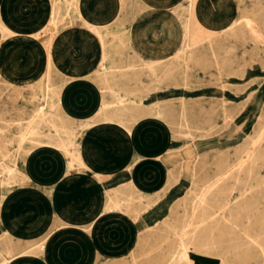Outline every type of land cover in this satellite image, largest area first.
<instances>
[{
	"label": "rangeland",
	"instance_id": "374dc122",
	"mask_svg": "<svg viewBox=\"0 0 264 264\" xmlns=\"http://www.w3.org/2000/svg\"><path fill=\"white\" fill-rule=\"evenodd\" d=\"M198 1L199 17L208 21L212 28L219 29L237 17L242 18L241 23L239 22L234 29H230L231 31L227 29L223 32V30L211 36V39H204L205 42L195 45L194 50L191 49L186 59L171 58V62L166 60L155 64L150 70L145 67L147 66L145 58L138 53L135 54L126 37L131 19L142 8L141 2L123 0L124 4L118 19L103 29L109 55L106 65L117 68L108 70L106 75L99 72L93 73L84 81L71 82L67 86L60 75L58 76L59 73L52 70L51 84L59 90L61 97L60 103H54L55 110L59 112L55 124L73 128V138L76 140L81 157L91 165L93 170L104 173L101 176L93 175L90 168L84 170L77 168L75 160L76 166L67 171L62 164V161L65 164L66 158H62V151L57 147L34 146L28 139L19 145L20 131L33 113V107L38 102L37 94L41 90L37 85L18 88L20 81L17 79L22 74L15 73L26 71L33 66L39 67V64L43 65L41 44L46 36L38 35L35 43L27 42L18 36L8 38L1 43V173L4 175L5 165H12L15 162L30 176L29 181L46 182L48 186L44 187L53 194L59 209L60 218L56 226L70 220L87 229L90 220L107 205V191L111 189L118 190L116 201L119 207L95 218L88 231L75 225L57 227L46 242L43 252L16 257L10 264H157V261L163 259L167 252L173 249L177 241L174 234L178 229L179 213L175 212L188 210L194 201L195 205H199L198 200L201 198L206 201V204L212 202L217 198L216 191L219 189L217 185L225 183H227L224 190L225 199L229 198V203L233 207L241 204L243 200H252L255 205L249 208L246 213L248 216L245 213L241 215L242 223L236 226L231 222L232 220H227L229 231L226 229L225 233L220 234L216 228H213L212 235L209 232L211 229L208 228L209 221L206 220L205 224L203 222L200 224L202 208L198 206L195 213L197 215L193 217L195 227H191L193 231H196V228L197 231L200 230L199 234L205 235L208 240L213 238L215 247H210L206 252L192 248L191 243L188 242L189 234L191 236L193 233L190 227V233L184 239L189 246V252L192 251V264H219V260H223L225 264H264L263 250L260 251L261 248L246 236L248 234L264 244V237L259 235L258 227V215L264 209V0ZM179 2L185 5V1L179 0ZM47 4L48 0H6L2 15L17 26L22 24L21 19L24 18L22 17L24 13L33 12V15L26 18L29 22L36 18L39 20L42 13L47 10ZM237 4L239 7L236 10ZM61 5L58 30L65 27L76 13L74 6L68 1H63ZM182 7L177 6L176 10L182 13ZM259 12L262 16L258 15ZM245 17L250 18L251 25L259 26L261 36L258 39L247 32L248 26L244 24ZM44 32L49 34V31ZM234 40L237 41L234 42ZM232 45L233 47H230ZM226 46L229 50H226ZM228 62H232V65ZM169 68L171 69L168 70ZM136 69L138 72H135ZM131 76L133 81H130ZM125 79H128L127 82ZM31 81L38 82V78L35 76ZM55 98L52 99L55 100ZM111 108H114L113 111ZM167 109H172L170 110L172 114H169ZM134 113L136 114L133 115ZM198 114L201 115L199 119ZM39 124L38 129L41 131L39 136L47 134L57 137L51 124L44 121ZM59 135L65 137L66 134L60 132ZM4 143L6 144L3 145ZM245 147L251 150L252 156L243 157L242 163L238 164L237 157L242 154L241 150ZM254 156L258 158V161ZM226 162L236 163V167L234 165L231 168L233 174L230 172L228 174L230 176H226L224 180L219 179L216 186L210 187L211 190L207 189L205 186L208 181L219 176ZM235 179L238 182L232 184ZM138 182H142L143 185L136 188L134 184ZM22 183L13 184L11 187L5 186L3 189L0 188V191L9 194L13 190L23 188ZM209 192L215 195L211 196ZM141 193L142 197L139 199L136 194ZM145 199H150L151 202L140 209L142 206L140 202ZM62 218L66 219L65 222ZM200 225L204 231L201 230ZM159 227L166 228L168 239L163 234H158L155 228ZM237 235L238 238H236ZM0 238H2L0 239L2 255H5L8 250L10 254L18 253L17 251L24 250L28 245V240L20 241L13 236L6 238L0 236Z\"/></svg>",
	"mask_w": 264,
	"mask_h": 264
},
{
	"label": "bare ground",
	"instance_id": "6f19581e",
	"mask_svg": "<svg viewBox=\"0 0 264 264\" xmlns=\"http://www.w3.org/2000/svg\"><path fill=\"white\" fill-rule=\"evenodd\" d=\"M65 2V1H68L70 4H72L74 6V11L77 13L78 12V0H49V10H48V13H47V16H46V19L44 20V23L41 24V26H39L38 28L34 29V31L32 32H28L26 33V35L28 37H37L38 35H41V34H45L42 33L43 31H46L48 32L49 31V34H46L45 36V39L43 41V47H44V52H45V64H44V70L41 74L40 77H38V82H33V81H25L23 83H20V85L18 84V88L19 86L22 88H27L28 86L29 87H38L40 91L39 94H37V99H38V102L36 103V105L33 107V113L31 114L29 120L26 122V125L25 127L20 131V134H19V145L22 144V142L26 139H28L34 146H39V147H49V148H54V147H57L58 149H60L62 151V158H66V162H65V167H66V170L67 171H70L75 165L74 163V160L77 162V168H81V169H89L90 167L86 164V160H84L83 157H81V154L79 152V148L77 147V143H76V140H74L73 138V128H67L65 127L63 124L61 125H58V124H55V120L56 118L58 117V114L59 112L55 110V102H58L60 103L61 102V97H60V92L57 88L54 87L53 84H51V79H52V70L55 68V65H54V61H53V56H51V47H52V42H53V37L54 35L58 32V21L60 20V17H61V14H60V9H61V3L62 2ZM120 1V4H121V9L123 7V0H119ZM181 1H185V5H182L181 2L179 4H177L173 10L174 12L176 13L177 17L180 19L181 23H182V26H183V37H182V40L180 42V44L177 46V48L173 51L172 54H170L169 57H166V58H163V59H150V58H146L144 59L145 60V64L147 66L145 67H148L150 70L154 68V65L155 64H160L166 60H169L172 58H182V59H186L188 54L190 53L191 49L204 41V39H211L210 37L213 36L214 34L216 33H219L221 31L225 32V30L227 29H234L236 26H238V23L240 22V20L242 19L241 17H237L235 19H232L230 20L228 23H226L224 26H221V28L219 29H214L212 28L211 26H209L208 24V21L202 19L201 17H199V14H198V11H197V5L199 3L198 0H181ZM247 1V0H246ZM254 1V0H253ZM260 1V0H259ZM263 1V0H262ZM132 2V1H131ZM139 2H141V5H144L145 2H142V0H139ZM248 2V1H247ZM135 3V1H134ZM183 6L181 8V10H183L182 13H179L177 10H176V7L177 6ZM258 5V4H256ZM65 6V5H64ZM127 6V5H126ZM129 6V5H128ZM145 6V5H144ZM250 6V5H249ZM262 6V5H261ZM67 7V6H66ZM130 7V6H129ZM238 4L236 6V10L238 9ZM253 7V6H252ZM127 8V7H126ZM135 8V7H134ZM139 9V7H138ZM137 9V10H138ZM242 9V8H241ZM258 9V8H257ZM131 10V9H129ZM260 10V9H259ZM255 11V10H254ZM262 12V11H260ZM258 13V15H260L261 13ZM264 12V11H263ZM66 13V12H65ZM134 13V12H133ZM241 13V11H240ZM245 13V12H244ZM248 13V12H246ZM130 14V13H129ZM264 14V13H263ZM257 15V16H258ZM79 16V15H78ZM77 16V17H78ZM243 16V15H242ZM248 16V15H247ZM262 16V15H260ZM249 17V16H248ZM251 17V16H250ZM71 18V17H70ZM127 18V17H126ZM245 22L244 24H246L247 26V32L252 35V37L254 38H259L261 36V32L259 33V29L257 25H251V21H250V18L248 19L247 17H245ZM252 18V17H251ZM263 18V17H261ZM74 19V18H73ZM72 19V20H73ZM264 19V18H263ZM252 20V19H251ZM255 20V19H254ZM260 21V20H259ZM84 22V26L87 27V29L89 31H91L95 37L98 39V42H99V48H100V52H99V60L95 66V68L93 69L92 72L94 73H100V74H103L106 75V73L108 72V70H112V69H115L117 67L115 66H107L106 65V60L108 58V54H107V46H106V40H105V37H104V30L103 28L107 27L106 24H102V25H98L94 22H91L89 20H86L84 19L83 20ZM254 22V21H252ZM67 23V22H66ZM129 23V22H128ZM241 23V22H240ZM264 23V22H263ZM70 24V23H69ZM75 26V25H74ZM241 26V25H240ZM238 28V27H237ZM243 29V28H242ZM230 30V31H231ZM264 31V30H263ZM229 33V32H228ZM239 33V32H238ZM242 33V32H241ZM18 32H15L13 29H11L6 23H4V21L2 20L1 16H0V41L7 38V37H11V36H14V35H17ZM230 34V33H229ZM234 34V33H232ZM246 34V33H245ZM217 36V35H216ZM219 36V35H218ZM127 37V40L128 42H130V37L129 35L126 36ZM234 37V36H233ZM251 37V36H250ZM251 37V38H252ZM224 38V37H222ZM220 38V40L222 39ZM227 38V37H225ZM236 39V38H235ZM239 39V38H237ZM218 40V39H217ZM213 41V40H212ZM227 41H229V39H227ZM237 41V40H234V42ZM205 42V41H204ZM244 42V41H243ZM249 42V41H248ZM261 42V41H260ZM208 43V42H207ZM205 43V44H207ZM210 43V42H209ZM213 43V42H212ZM228 43V42H227ZM252 43V42H251ZM235 44V43H234ZM238 44V43H237ZM200 45V44H199ZM208 45V44H207ZM211 45V44H210ZM229 45V44H228ZM202 46V45H201ZM214 46V45H213ZM217 46V45H216ZM235 46V45H234ZM241 46V45H240ZM243 46V45H242ZM241 46V47H242ZM220 47V46H219ZM230 47H233L230 46ZM229 47V48H230ZM261 47V46H260ZM264 47V46H263ZM196 48V47H195ZM198 48V47H197ZM224 48V47H223ZM226 50H229L228 47L226 46ZM235 48V47H234ZM233 48V49H234ZM238 48V47H237ZM205 49V48H203ZM243 49V48H242ZM131 50V49H130ZM194 50V48H193ZM192 50V51H193ZM224 50V49H223ZM232 50V48H231ZM202 51V50H201ZM208 51V50H207ZM213 52L215 50H212ZM237 51V50H236ZM220 52V50H219ZM230 53L233 52V51H229ZM130 53V52H129ZM195 53V52H194ZM228 53V52H227ZM226 53V55H227ZM243 53V52H241ZM136 54V53H135ZM198 54L199 51H198ZM196 53V55H198ZM223 54V53H222ZM134 55V54H133ZM202 55V53H201ZM225 55V53H224ZM231 55V54H230ZM242 55V54H241ZM191 56V55H190ZM200 56V55H199ZM203 56V55H202ZM208 56V55H207ZM219 56V55H218ZM235 56V55H234ZM121 57V55H120ZM124 57V56H123ZM221 57V56H220ZM225 57V56H224ZM227 57V56H226ZM233 57V56H232ZM237 58V56H235ZM222 58V57H221ZM229 58V57H228ZM231 58V56H230ZM127 59V58H126ZM131 59V58H130ZM133 59V58H132ZM138 59V58H137ZM136 59V60H137ZM204 59V58H202ZM227 59V58H226ZM241 59V58H240ZM262 59V58H261ZM135 60V59H134ZM141 61V59H139ZM205 60V59H204ZM208 60V59H207ZM214 60V59H213ZM223 60V59H222ZM133 61V60H132ZM143 61V60H142ZM234 61V60H233ZM127 62V61H126ZM137 62V61H136ZM171 62V61H170ZM176 62V61H175ZM202 62V61H201ZM221 62V64L225 61L223 60L222 61H219ZM236 62V61H234ZM239 62V60H238ZM132 63V62H131ZM129 63L130 65L133 66V64ZM135 63V62H134ZM143 63V62H142ZM216 63V62H215ZM228 63H232V62H228ZM171 64V63H170ZM124 65V64H123ZM138 65V64H137ZM136 65V66H137ZM141 65V64H140ZM196 65V64H195ZM215 65V64H214ZM217 65V64H216ZM215 65V66H216ZM232 65V64H231ZM118 66V65H117ZM131 66V67H132ZM185 66V65H184ZM223 66V65H222ZM237 66V65H236ZM144 67V68H145ZM157 68V66H155ZM164 67V66H163ZM167 67V66H166ZM244 67V66H243ZM120 68V67H119ZM141 68V67H140ZM225 68V67H224ZM239 68V67H238ZM245 68V67H244ZM263 68V67H262ZM138 69V68H137ZM137 69L135 70V72L137 71ZM147 69V68H145ZM171 68H169L168 70H170ZM214 69V68H213ZM218 69V68H217ZM231 69V68H229ZM233 69V68H232ZM128 70V69H126ZM134 70V69H133ZM141 70V69H140ZM157 70V69H156ZM163 70V68H162ZM167 70V69H165ZM164 70V71H165ZM186 70V69H185ZM245 70V69H243ZM121 71V70H120ZM142 71V70H141ZM154 71V70H153ZM152 71V72H153ZM159 71V70H158ZM163 71V72H164ZM182 71V70H181ZM237 71V70H236ZM130 72V70H129ZM132 72V71H131ZM134 72V71H133ZM134 72V73H135ZM138 72V71H137ZM157 72V71H156ZM155 72V73H156ZM177 72V71H176ZM175 72V73H176ZM209 72V71H207ZM217 72V71H216ZM238 72V71H237ZM194 73V72H193ZM219 73V72H218ZM217 73V74H218ZM123 74V72L121 73ZM126 74V73H125ZM173 74V73H172ZM177 74V73H176ZM55 75V74H54ZM64 75V74H63ZM96 75V74H95ZM168 75H171V74H168ZM167 75V76H168ZM174 75V74H173ZM59 76V74H58ZM128 76V75H127ZM175 76V75H174ZM182 76V75H181ZM97 77V75H96ZM114 77V76H113ZM112 77V78H113ZM120 77V76H118ZM134 77V76H133ZM138 77H140L138 75ZM147 77V76H146ZM153 77V76H152ZM164 77V76H163ZM169 77V76H168ZM58 78V77H57ZM61 78V77H60ZM121 78V77H120ZM129 78V77H128ZM132 79V76L130 77ZM135 78V77H134ZM148 78V77H147ZM166 78V76H165ZM170 78V77H169ZM181 78V77H180ZM203 78V77H202ZM100 79V78H99ZM159 79V77H158ZM173 79V77H172ZM188 79V78H187ZM191 79V78H190ZM189 79V80H190ZM58 80V79H57ZM115 80V79H114ZM122 80V79H121ZM128 80V79H127ZM127 80L125 79V81L127 82ZM174 80V79H173ZM182 80V79H181ZM63 81V80H62ZM102 81V80H101ZM130 81H133L130 80ZM166 81V80H165ZM175 81V80H174ZM173 81V82H174ZM185 81V80H184ZM54 82V80H53ZM59 82V81H58ZM139 82V80H138ZM157 82V81H156ZM162 82V80H161ZM164 82V81H163ZM172 82V81H171ZM196 82V80H195ZM111 83V82H110ZM123 83H125L123 81ZM141 83V82H140ZM154 83V82H153ZM166 83V82H165ZM187 83V82H186ZM106 84V83H105ZM112 84V83H111ZM133 84V83H132ZM137 84V83H135ZM151 84V83H150ZM171 84V83H170ZM184 84V82H183ZM213 84V83H212ZM226 84V83H225ZM223 84V85H225ZM114 85V84H113ZM118 85H120L118 83ZM141 85V84H140ZM188 85V84H187ZM231 85V84H230ZM123 86H126V85H123ZM142 86V85H141ZM179 86V85H178ZM201 86V85H200ZM229 86V85H228ZM236 86V85H235ZM129 87V86H128ZM143 87V86H142ZM184 87V86H183ZM230 87V86H229ZM124 88V87H123ZM123 88H122V91H123ZM130 88V87H129ZM134 88V87H132ZM138 88V87H137ZM149 88V87H148ZM151 88H153V86H151ZM150 88V89H151ZM155 88V87H154ZM160 88V87H159ZM125 89V88H124ZM128 89V88H127ZM131 89V88H130ZM120 90V89H119ZM137 90V89H136ZM141 90V88H140ZM146 90V89H145ZM144 90V91H145ZM156 90V88H155ZM109 91V90H108ZM107 91V92H108ZM127 91V90H126ZM134 91V89H133ZM139 91V90H138ZM143 91V90H142ZM7 92V91H6ZM14 92V91H13ZM124 92V91H123ZM147 92V91H146ZM145 92V94H146ZM149 92V90H148ZM147 92V93H148ZM11 93V92H10ZM13 94V93H12ZM100 94V93H99ZM123 94V93H122ZM128 94H131V95H134L133 93H128ZM136 94V93H135ZM16 96V95H15ZM53 97H56L55 100L52 99ZM112 97V95H111ZM133 97V96H132ZM12 98V97H11ZM22 98V97H21ZM138 98V97H137ZM211 98V97H210ZM209 98V99H210ZM215 98V97H214ZM249 98V97H248ZM9 100V99H8ZM106 101V100H105ZM211 101V100H210ZM221 101V100H220ZM167 102V101H166ZM189 102V101H188ZM181 103V102H179ZM186 103V102H185ZM207 103V102H206ZM131 104V103H130ZM190 105V104H189ZM227 105V104H226ZM55 106V107H54ZM151 106V105H150ZM181 107V105H179ZM192 106V105H191ZM222 106V105H221ZM146 107V106H145ZM157 107V106H156ZM187 107V105H186ZM189 107V106H188ZM210 107V106H209ZM5 108V107H4ZM99 108H102V107H99ZM192 108V107H191ZM196 108V107H195ZM112 109V108H111ZM114 109V108H113ZM112 109V111H113ZM133 109V107H132ZM182 109V108H181ZM214 109V108H212ZM219 109V108H218ZM222 109V108H221ZM165 110V109H163ZM168 110V109H167ZM172 110V109H170ZM170 110L169 111V114H172L170 113ZM211 110V108H210ZM224 110V109H223ZM135 111V110H134ZM138 111V110H137ZM175 111V110H173ZM178 111V110H177ZM176 111V112H177ZM181 111V110H180ZM184 111V110H182ZM190 111V110H189ZM194 111V110H192ZM205 111V110H204ZM203 111V112H204ZM209 110H207L208 112ZM216 111V109H215ZM133 112V111H132ZM167 112V111H166ZM175 112V113H176ZM187 112V111H186ZM196 112V111H195ZM201 112V111H200ZM205 112V113H207ZM110 113V111H109ZM160 113V112H159ZM174 113V112H173ZM174 113V114H175ZM181 113V112H180ZM197 113V112H196ZM202 113V112H201ZM229 114V112H227ZM136 113H134L133 115H135ZM157 114V113H156ZM177 114V113H176ZM223 114V113H222ZM128 115V114H127ZM146 115V114H145ZM179 115V114H178ZM194 115V114H193ZM192 115V116H193ZM200 115V114H198ZM207 115V114H206ZM262 115V114H261ZM7 116V115H6ZM167 116V115H166ZM182 116V115H181ZM222 116V115H221ZM8 117V116H7ZM131 117V116H130ZM160 117V116H159ZM170 117V116H169ZM180 117V116H179ZM200 116H198V119H199ZM204 117V116H203ZM208 117V116H207ZM183 118V116H182ZM212 118V117H211ZM225 118V116H224ZM171 119V117H170ZM194 119V118H193ZM197 119V118H196ZM233 119V118H231ZM66 120V119H65ZM191 120V119H190ZM203 120V119H202ZM228 120V119H226ZM258 120V118H257ZM260 120V118H259ZM46 122L48 124H51L53 127H54V131L57 135V137H51L47 134H44L42 136H39L40 135V130L38 129V125L39 122ZM195 121V120H194ZM231 121V120H230ZM185 122V121H184ZM209 122V121H208ZM1 123V122H0ZM12 123V122H11ZM59 123V122H58ZM78 123V122H77ZM19 124V123H18ZM89 124V123H88ZM87 124V125H88ZM118 124V123H117ZM199 124V123H197ZM5 125V123H4ZM208 125V124H207ZM262 125V124H261ZM18 126V125H17ZM195 126V125H194ZM177 127V126H176ZM179 127V126H178ZM181 127V126H180ZM14 128V127H13ZM185 128V127H184ZM198 128V127H197ZM200 128V127H199ZM179 129V128H178ZM210 129V128H209ZM215 129V128H214ZM217 129V128H216ZM191 130V129H190ZM194 130V129H193ZM259 130V128H258ZM252 131H253V127H252ZM251 131V132H252ZM62 132L65 135V137H61L59 135V133ZM192 132V131H191ZM198 132V131H197ZM212 132H214L212 130ZM194 133V132H193ZM209 133V132H208ZM207 134V133H206ZM258 134V133H256ZM12 136H14L12 134ZM171 137V136H170ZM172 138V137H171ZM191 138V137H190ZM247 138V136H246ZM18 139V137H17ZM244 139V138H243ZM249 139V138H248ZM255 139V138H254ZM251 141V140H250ZM11 143V142H10ZM261 143V142H260ZM6 143H4L3 145H5ZM9 144V143H8ZM18 144V143H17ZM250 145V144H249ZM260 145V144H258ZM18 146V145H16ZM255 146V145H254ZM258 148V146H257ZM220 149V148H219ZM255 149V148H254ZM22 151V149H21ZM253 151V150H252ZM5 152V151H4ZM3 152V153H4ZM242 154L237 157V160L236 163L238 162V164H241L242 161L244 160L243 157H249L251 155V150H249V148H242L241 150ZM258 154H260L259 152H257ZM11 155V154H10ZM254 155V153H253ZM13 156V155H12ZM205 156V155H204ZM252 156V155H251ZM260 156V155H259ZM1 158V156H0ZM200 158V157H199ZM255 158V156H254ZM260 158V157H259ZM2 159V158H1ZM252 159V157H251ZM256 159V158H255ZM258 159V158H257ZM256 159V160H257ZM3 161V160H2ZM6 161V160H5ZM258 161V160H257ZM261 162V161H259ZM10 163V162H9ZM219 163V162H218ZM235 163V164H236ZM201 164V162L199 163ZM205 164V163H204ZM235 164L231 163V162H226L225 165L222 167L223 171L219 174V176L217 175V177H214V179H211L208 181V184L205 186L207 189H209L210 187L212 188V186H216L218 184V180L219 179H222L224 180V178L226 176H230L228 175L233 169H231ZM247 164V163H246ZM252 164V163H251ZM264 164V163H263ZM253 165V164H252ZM201 166V165H200ZM244 166V165H243ZM242 166V168H243ZM179 167V166H178ZM215 167V166H214ZM236 167V165L234 166ZM249 167V166H248ZM247 167V168H248ZM241 168V170H242ZM174 169V167H173ZM235 169V168H234ZM251 169V168H250ZM249 169V170H250ZM247 170V169H245ZM248 170V172H249ZM252 170V169H251ZM169 171H172V170H169ZM192 171V170H191ZM3 173H1L0 171V188L3 189V187H11L13 186V184H20L21 182H23L21 184V187L22 185H27V183L29 182L28 179H30V176H28V174L18 166V163H13L12 165H5L3 167ZM173 172V171H172ZM202 172V171H201ZM235 172V171H234ZM171 173V172H170ZM194 173V172H193ZM237 173V171H236ZM252 173H253V170H252ZM95 175H99L97 172H94ZM173 174V173H172ZM231 174H233L231 172ZM238 174V173H237ZM244 174V172H243ZM258 174V173H257ZM257 174H254V175H257ZM174 175V174H173ZM194 175V174H193ZM260 175V173L258 174ZM167 176V175H166ZM234 176V175H233ZM253 176V174H252ZM237 177V175L235 176ZM260 177V176H258ZM256 177V178H258ZM232 178V177H231ZM230 178V179H231ZM245 178V177H244ZM251 178V176H250ZM175 179V178H174ZM234 179V178H233ZM173 181V179H172ZM175 181V180H174ZM173 181V182H174ZM192 181V180H191ZM194 181V180H193ZM221 181V180H220ZM219 181V182H220ZM201 182V181H200ZM205 182V181H204ZM223 182V181H222ZM225 182V181H224ZM229 183V180L227 181ZM234 182H236V179L233 181L232 184H234ZM238 182V180H237ZM236 182V183H237ZM245 182V181H244ZM248 182V181H247ZM251 182V181H250ZM175 183V182H174ZM173 184V183H172ZM202 184V183H201ZM242 184V183H241ZM249 184V183H248ZM257 184V183H256ZM133 185V184H132ZM135 187H139L141 185H143L142 182H138L137 184L135 183L134 184ZM167 185V184H166ZM170 185V183H169ZM230 185V183H229ZM246 185V184H245ZM121 186V185H120ZM219 186L218 190L216 191L217 194V198H215L212 202H207L206 204V201L201 198V200H198V202H200L199 205H195V201L192 203V205L190 206V208L188 210H177L175 213H179L178 214V217H177V227L178 229L176 230V233L174 234L176 236V243H175V246L173 247V249L171 251H168L167 254L164 256L163 259H160V261H157L156 263L157 264H192L193 262V255H192V251L189 252V246H187V242L186 239H184L188 233H190V227L193 226V217L197 214L196 213V210H198V206H201V219L199 220L200 221V224L203 222L205 224L206 220L209 221L210 225H209V230L211 229V231H209L212 235L213 231L212 229L213 228H216L220 233V234H223L226 232V229H227V222L229 220H232L231 222H233L236 226L240 223H242V220H241V215H243L244 213H248V210L250 207H254L253 205H255V203L252 201V200H248V201H245L243 200V202H241V204L237 205V206H232L229 202H230V199L229 198H226L225 199V191L226 190V186H227V183L221 185H217ZM234 186V185H233ZM232 186V187H233ZM238 187V186H237ZM240 187V186H239ZM238 187V188H239ZM133 188V187H132ZM166 188V186H165ZM169 188V187H168ZM210 188V190H211ZM214 188V187H213ZM245 188V187H244ZM232 189V188H231ZM243 189V187H242ZM254 190V187L252 188ZM201 190V188H200ZM246 190V189H245ZM257 190H258V187H257ZM138 191H140V189H138ZM187 191V190H186ZM207 191V190H206ZM16 192L15 190L13 191V193ZM127 192V191H126ZM238 192V191H237ZM247 192V191H246ZM253 192V191H252ZM191 194L194 193V192H190ZM200 193V192H199ZM204 193V192H203ZM208 193V192H207ZM240 193V192H239ZM249 193V192H248ZM247 193V194H248ZM185 194V193H184ZM211 194H214V193H210L209 192V195ZM138 195V196H137ZM199 195V194H198ZM205 195V193H204ZM215 195V194H214ZM213 195V196H214ZM238 195V194H237ZM243 195V194H242ZM118 196V190L117 189H111V190H108L107 191V199L106 201L107 202V205L104 206V208L101 210V212L99 213V215H102L104 214L105 212L107 211H110V210H113L114 208L116 209H119L118 207V204H117V201H116V197ZM136 196L140 199L142 197V193L141 194H136ZM206 196V195H205ZM210 196V197H211ZM241 196V195H240ZM258 196V195H257ZM196 197V196H195ZM199 197V196H198ZM207 197V196H206ZM228 197V195L226 196ZM250 197V196H249ZM260 197V196H258ZM209 198V197H208ZM11 197L10 195L7 193V192H2L0 191V222L2 221V218H1V212L3 208H5V205L8 204V202L10 201ZM210 199V198H209ZM255 200V199H254ZM145 201V202H144ZM144 201H141L140 203H142L140 209L144 206H147L149 205V203L151 202L150 199H145ZM232 203V202H231ZM132 204V203H131ZM234 204V203H233ZM259 205V204H258ZM262 205V204H261ZM127 206V205H126ZM136 206V205H135ZM140 206V205H139ZM123 207V206H122ZM102 208V207H101ZM127 209V208H126ZM172 209V208H171ZM130 210V208L128 209ZM127 211V210H126ZM133 211V210H132ZM128 212V211H127ZM135 212V210H134ZM174 213V214H175ZM98 214V213H97ZM134 214V213H132ZM247 215V214H246ZM248 216V215H247ZM200 218V217H199ZM228 220V221H227ZM248 220V219H247ZM250 220V219H249ZM258 227H259V235H262L264 237V209L259 213L258 215ZM91 221V220H90ZM249 223V222H248ZM82 224V223H81ZM92 224V221L90 222L89 224V227L86 229L85 227H80L82 230H90L91 228V225ZM230 224V223H229ZM1 225V224H0ZM245 225V224H244ZM59 227H66L68 226L67 223H60V225H58ZM201 226V225H200ZM204 226V225H203ZM230 226V225H229ZM233 226V225H232ZM2 228V227H0ZM51 228V227H49ZM192 228V227H191ZM200 228V227H199ZM202 228V226H201ZM205 228V226H204ZM156 231L158 232V234H163L165 237H167L168 239V235H167V232H166V228L164 227H159V228H155ZM237 229V228H236ZM199 230V229H198ZM203 230V228L201 229ZM215 230V229H214ZM238 230V229H237ZM48 231V230H47ZM192 231H193V228H192ZM204 231V230H203ZM227 231H229L227 229ZM231 231V230H230ZM254 231V230H253ZM200 230L197 231V228H196V231H193V233L189 234V239L190 241H188L189 243H191V246L192 248H196L198 250H205L204 252H206L207 249H209L210 247H215L214 246V243L215 241L210 239L208 240L206 238L205 235H200L199 234ZM202 232V231H201ZM238 232V231H237ZM53 232H48L46 234H44L43 236L40 237V239L38 238L37 240H28L27 242V246L24 248V250L22 251H17L18 253H15V254H10L9 253V250L7 251V255H2L1 254V251H0V264H10L12 262V260L16 257H19V256H24V255H37L38 253L40 252H43L46 248V245H47V241L50 239L51 235H52ZM206 233V232H205ZM247 233V232H246ZM244 234V233H243ZM13 233L11 232V230L9 228H6V229H2L0 230V236L6 238V237H9V236H12ZM207 235V234H206ZM226 235V234H225ZM224 235V236H225ZM231 236V234L229 235ZM247 237L250 238L251 242L253 243H256L257 246H259L261 248L260 251L263 250L264 252V244L260 241H257L255 238L249 236L248 234H246ZM245 236V237H246ZM147 237V235H146ZM174 237V236H173ZM210 238V236H208ZM148 238V237H147ZM202 238H206V239H202ZM218 238V236H217ZM227 238V237H226ZM226 238H224L226 240ZM238 238V235L237 237ZM2 239V238H0ZM188 239V240H189ZM227 241V240H226ZM248 241V240H247ZM3 242V241H2ZM219 242V241H217ZM167 243V242H166ZM165 243V244H166ZM171 243V242H170ZM221 245V244H219ZM150 247V245H148ZM16 247V246H15ZM164 248V247H163ZM151 251V250H150ZM15 252V251H14ZM163 253V252H162ZM166 253V252H165ZM145 254V253H144ZM262 254V253H261ZM150 255V254H149ZM263 256V255H262ZM133 259V258H132ZM205 260H210V259H205ZM215 259H213L214 261ZM259 260V259H258ZM219 264H225V262L223 260H219ZM260 261H262L260 259ZM259 261V263H260ZM146 262V261H145ZM264 262V261H263Z\"/></svg>",
	"mask_w": 264,
	"mask_h": 264
},
{
	"label": "crops",
	"instance_id": "0c3cea01",
	"mask_svg": "<svg viewBox=\"0 0 264 264\" xmlns=\"http://www.w3.org/2000/svg\"><path fill=\"white\" fill-rule=\"evenodd\" d=\"M5 1L0 0V16L4 23L18 34L1 40L0 45L8 38H17V36L27 42L35 43L38 38L28 37L26 33L34 31L44 23L50 7L49 0L47 10L42 13L39 20L36 18L29 22L26 18L33 15V12L24 13L22 14L24 18L21 19L22 24L17 26L13 25L12 22L10 23L9 19L2 15ZM142 2H145V6L142 5L128 26L127 35L131 38L129 44L135 53L145 59L169 57L183 37L182 23L173 10L174 5L179 0H142ZM77 4L78 12L74 14V19L69 22L70 24L68 23L58 30L53 37L51 47L54 70L59 73L66 86L71 82L84 81L86 77L92 76L94 73L92 71L99 60L98 39L84 26L83 20L109 26L118 19L121 13L119 0H78ZM45 35L41 34L40 36L44 37ZM41 48L44 56L43 65L33 66V68L23 72L16 71L15 74H22L19 75L18 79L16 77L20 83L31 81L35 76L37 78L41 76L45 64L43 44H41ZM85 162L93 175H95L94 172L100 176L104 174L93 170L91 165L87 161ZM62 164L66 169L63 161ZM44 186H48L44 181H29L23 188L16 189V192L11 191L9 193L10 201L5 205V208L1 209L0 227L9 228L13 233L12 236L20 241L37 240L48 232L56 231L57 227L61 228L58 226L60 224L56 226L60 217L55 197ZM100 212H97L98 214L96 213L95 217L91 219L92 223L95 218L100 216ZM62 219L65 222L66 219ZM66 221H68L65 222L69 223L68 225L77 226L70 220Z\"/></svg>",
	"mask_w": 264,
	"mask_h": 264
}]
</instances>
